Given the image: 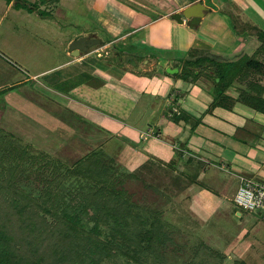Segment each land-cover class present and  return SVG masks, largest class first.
Returning a JSON list of instances; mask_svg holds the SVG:
<instances>
[{
    "label": "rangeland",
    "instance_id": "1",
    "mask_svg": "<svg viewBox=\"0 0 264 264\" xmlns=\"http://www.w3.org/2000/svg\"><path fill=\"white\" fill-rule=\"evenodd\" d=\"M113 1L131 9L144 10L150 19L153 18L148 10L150 4L145 0ZM8 3V0L0 1V181L20 192L28 207L39 210L38 213L49 225L56 220L54 214L65 218L78 212L84 221L85 237L109 243L111 255L110 252L100 254V264H264V237L261 236L264 234H254L258 224L264 225L263 214L239 208L232 198H224L220 191L210 189L227 188L231 195L237 181L219 176L220 172L215 169L204 172L202 165L199 167L193 163L183 166L179 161L175 170L178 175L176 180H171L173 176L160 162L144 166L131 175L104 149L108 136L97 128V125L103 124L104 118L66 111L62 105L50 100L55 97L47 86V79L51 76L32 79V76L42 72L50 74L51 69L68 60L66 52L73 41L81 37L78 33L86 28L98 32L104 42L110 41L102 25L97 24V20L99 22L108 10L109 0H13L11 11ZM247 12L238 11L235 4L233 9L229 7L228 11H221L224 20L238 35L237 47L242 52L231 55L230 61L215 56L206 58L203 62L209 61L214 66L211 70L207 67L203 70L199 67L200 63L188 58V61L172 66L181 68L180 73L173 77L193 82L188 77L194 75L197 68L204 76L203 84L208 85L210 81L218 86L216 89L223 91L231 77L241 74L248 63L263 60L264 26L252 17L250 10ZM254 23L261 28V37L257 40L254 39L258 36ZM70 40L73 41L68 44ZM98 47H93V50ZM153 56H150L153 65H148L139 74L156 77L165 74L170 77L166 72L159 74L158 59ZM159 56L164 58L165 55ZM122 57L124 59L118 64L114 51L113 54L111 52V68L123 72L124 69L134 70L132 65L140 66L149 59L145 55ZM104 58H108L105 53L100 59L105 61ZM128 59L132 60L127 63ZM131 61H134L132 65ZM61 74L67 77V81H63L67 91L73 84L86 80L77 68L63 70ZM219 79L221 82L216 83ZM18 80H27L26 86L9 89L8 84ZM196 88L201 92L195 91V95L205 96L206 92L207 97L211 95L215 100L221 92L217 93L214 89L209 94L202 88ZM136 101L134 113L143 114L145 118L155 117L156 106L149 105L143 95ZM148 102L157 103L154 97H149ZM128 122L141 125L135 119ZM107 123L110 124L106 120ZM122 129L126 134L119 135L121 142L129 139L135 146L142 145L136 140L131 125ZM15 166L18 174L12 170ZM91 171H96L95 176L91 175ZM197 180L210 181L204 187L208 194L213 195L209 209L198 205L200 201L198 209L194 204V194L188 191L205 186L195 185ZM95 187L105 193L109 190L120 194L121 200L131 206L134 217L126 215L128 226L121 228L119 233H110L107 224L100 223L98 227L102 234H91L94 223L99 222L96 215L100 216L103 210V197L96 198V201L95 198H87L95 197L94 193L98 192V189L93 192ZM121 193L124 195L121 196ZM34 203L36 206H32ZM202 209L203 212L200 211ZM158 221L161 231L157 253L151 254L147 246L137 249L136 242L131 243L130 238L134 241L143 238ZM125 231L128 235L130 233V238ZM83 244H69L70 247L62 255L65 264L76 262L79 254L83 257L85 250L88 251ZM118 245L122 249L117 250ZM73 246L78 250L72 251ZM123 249L125 252L121 251ZM38 250L41 254L44 251L42 246ZM86 257L95 260L92 253Z\"/></svg>",
    "mask_w": 264,
    "mask_h": 264
},
{
    "label": "crops",
    "instance_id": "2",
    "mask_svg": "<svg viewBox=\"0 0 264 264\" xmlns=\"http://www.w3.org/2000/svg\"><path fill=\"white\" fill-rule=\"evenodd\" d=\"M145 1L150 4L148 10L152 13V19L149 14L143 12L144 10L131 9L117 1L109 0L108 10L99 22L97 20V24L102 25V30L110 41L104 42L96 31L83 29L84 32L78 33L80 38L100 40L97 49L81 53L77 57H73L69 50L65 55L69 59L63 64L51 69L50 74L42 72L32 76V79L51 76L47 79V86L48 91L55 97L50 100L62 105L66 111L88 116L94 114L92 116L104 118L103 124L97 125L99 131L108 136L104 149L130 172H138L144 166L160 162L163 168L164 165L168 168L167 173L173 176L171 180H176L178 161L182 162L183 166L196 163L199 167L202 165L204 172L215 169L220 172L219 176L237 181V187L231 195L227 188L217 190L209 186L210 189L220 191L224 198H232L234 201L241 177L245 176L264 184V109H254L247 104L253 95H261L264 99V77L255 68L245 67L241 74L231 77L215 104L211 95L207 97L208 94L204 92L205 96H197L195 91L201 92L196 88L199 87L211 94L217 85L210 81V86L203 84L204 76L197 68L194 75L188 77L193 79V82L175 79L173 76L179 74L181 68L172 66L176 65L175 63H183L188 58L198 61L215 56L230 61L231 55L242 51L237 47L238 35L234 34L228 21L224 20L221 11H228L229 7L233 9L235 4L238 11L242 10L244 13L250 10L252 17L260 20L264 26V0ZM197 2L209 9L198 27L190 28L187 20L180 24L172 19L173 14L180 13ZM13 6V1L8 3L9 11ZM256 25L254 23V30L258 36L254 39L257 40L261 37V28ZM80 38L77 37L76 40ZM113 51L118 64L125 55H145L149 59L140 66H133L134 61H131L134 70L118 71L111 68L109 56ZM103 53L108 57L104 58L105 61L100 59L103 58ZM161 54L165 55L164 58L159 56ZM151 55L158 59L156 64L159 74L166 72L170 77L165 74L161 77L139 74L140 71L146 70L148 65H153ZM256 62L264 63V59H257ZM199 67L203 70H206V67L209 70L214 68L209 61H201ZM71 68L79 69L81 76L86 80L78 85L73 84L70 91H67L63 82L67 77L62 75L61 71ZM168 70L178 72L168 73ZM26 81L18 80L8 84V87H25ZM220 82L221 79L216 83ZM142 95L149 105L156 106L154 118H145L143 114L134 113L136 100ZM149 97H154L157 103H149ZM225 97L227 98L220 101ZM170 110L181 113L179 121L173 119ZM131 119L137 120L141 125L128 122ZM106 120L110 122L109 125ZM125 125H131L141 146L131 144L133 142L129 139L121 142L119 135L126 134L125 129H122ZM150 131L159 137H146L145 134ZM207 182L194 181L195 185L205 186L197 187L196 191H188L194 194L195 206L200 201L198 205L209 209L213 195L208 194L204 188L208 186ZM200 211L203 212L204 209ZM255 231L256 236L264 234V225L258 224Z\"/></svg>",
    "mask_w": 264,
    "mask_h": 264
},
{
    "label": "trees",
    "instance_id": "3",
    "mask_svg": "<svg viewBox=\"0 0 264 264\" xmlns=\"http://www.w3.org/2000/svg\"><path fill=\"white\" fill-rule=\"evenodd\" d=\"M8 1L10 3L13 0ZM121 59L122 57L120 60ZM201 61L203 60H198V64L201 63ZM186 64L189 65V63ZM246 67L247 69L255 68V70H258L260 75L264 77L263 62H250ZM216 91L218 93L221 90L216 89ZM220 93L216 95L217 100H215V104H217ZM226 98L227 97L222 98L220 101H223ZM250 99L251 100H248L247 102L248 106L258 110L264 109V99L261 95H253ZM170 112H172L171 114L174 116V120H180L179 117L181 113H179V115L173 110H170ZM12 170L18 174V171H16L18 170L17 166ZM95 172L91 171V175L93 174V176H95ZM130 174L132 175L133 172H130ZM51 183L53 184L54 181H51ZM97 189L98 188L95 187L93 192L97 191ZM94 194L95 197L87 198H95L94 201H96L99 197H103L101 200L103 210L100 211L102 212L100 216L99 214L96 215L99 222L96 221V223H94L95 228L93 229V233H91L92 235L97 233L99 235L102 234V231L98 227L100 223L107 224V229L110 230V233H119L121 228L128 226L126 215H129V217L131 215L132 217L134 216L131 211V206L128 205V202L121 200V197L119 196L120 194L118 195L109 190L108 193H105L102 189H98V192ZM123 195L124 193H121V196ZM32 206H36V204L34 203ZM26 207H28V204L25 201V198H22L21 193L12 189L11 186L4 185V183L0 181V264H65L66 261H63L62 256L63 251L70 247L69 244H78L79 242L84 243V248L87 247L88 251L85 250L86 253L83 254V257H80L79 254L78 260L73 264H100V254L110 252L111 255V249L108 246V242L100 240L93 241V238L90 236L85 237L83 231L84 227L82 228L84 221L82 222V217H80L78 212L76 214L66 215L65 218H62L58 214H54L53 218L56 220L52 225H49L46 219L40 216L38 213L39 210L36 211L34 209L35 207H32L31 209ZM154 224L156 225V223ZM160 231L161 224L158 221L157 225L147 232L143 238L139 237V239H135V241L130 238V233L129 235L127 234V231H125V233L130 238L131 243L135 244L136 242L137 249L142 250L144 246H147L151 254H156ZM124 235L125 234H122V236ZM67 237L70 238L66 240ZM41 246L44 250L42 254L39 253L38 250ZM116 249L120 250L122 247L118 245L116 246ZM75 250L78 249L73 246L72 251ZM121 251L125 252L124 249ZM90 253L94 255L95 260L91 261L89 259V261L87 259L86 256ZM140 255L141 254L137 255V257Z\"/></svg>",
    "mask_w": 264,
    "mask_h": 264
},
{
    "label": "water",
    "instance_id": "4",
    "mask_svg": "<svg viewBox=\"0 0 264 264\" xmlns=\"http://www.w3.org/2000/svg\"><path fill=\"white\" fill-rule=\"evenodd\" d=\"M209 9L205 7L202 3L197 2L187 7L180 13H175L172 15V19L176 20L178 23L183 24L185 20L188 21L190 28H195L200 25L203 18L207 15ZM100 40L92 39L88 40L86 38H80L74 41L70 45V52L73 57L79 56L81 53H87L90 48L96 47L100 44ZM130 59H128L129 61ZM178 71L168 70V73H177ZM240 215V213H239Z\"/></svg>",
    "mask_w": 264,
    "mask_h": 264
},
{
    "label": "built area",
    "instance_id": "5",
    "mask_svg": "<svg viewBox=\"0 0 264 264\" xmlns=\"http://www.w3.org/2000/svg\"><path fill=\"white\" fill-rule=\"evenodd\" d=\"M146 137H159L150 131ZM235 204L246 211H257L264 216V184L256 182L248 177H241V184L234 198Z\"/></svg>",
    "mask_w": 264,
    "mask_h": 264
},
{
    "label": "flooded vegetation",
    "instance_id": "6",
    "mask_svg": "<svg viewBox=\"0 0 264 264\" xmlns=\"http://www.w3.org/2000/svg\"><path fill=\"white\" fill-rule=\"evenodd\" d=\"M88 40H92V39H88ZM92 49H93V48H90V50H92ZM90 50H89V51H90Z\"/></svg>",
    "mask_w": 264,
    "mask_h": 264
}]
</instances>
